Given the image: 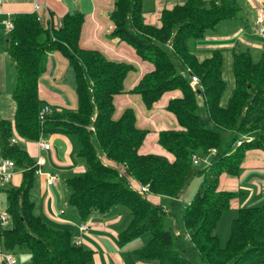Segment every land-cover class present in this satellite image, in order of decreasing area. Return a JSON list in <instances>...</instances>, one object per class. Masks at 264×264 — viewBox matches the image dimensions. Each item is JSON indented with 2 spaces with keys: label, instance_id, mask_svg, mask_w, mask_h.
Instances as JSON below:
<instances>
[{
  "label": "trees",
  "instance_id": "trees-1",
  "mask_svg": "<svg viewBox=\"0 0 264 264\" xmlns=\"http://www.w3.org/2000/svg\"><path fill=\"white\" fill-rule=\"evenodd\" d=\"M239 11V0H186L163 9L160 25L155 27L144 23L141 0H115L110 14L112 36L150 65L130 92L138 94L148 109L164 94L178 95L166 104L177 127L157 134L167 155L140 152L149 131L136 126L131 108L113 118V100L123 93V80L132 66L79 46L80 13L64 15L60 28L49 29L33 14L16 15L6 47L15 67V114L11 121H0V157L29 170L22 172L18 187L6 191L10 227L0 228V250L24 252L28 264H92V251L76 245L69 228L53 227L35 214L29 198L36 167L11 139L36 141L47 132L74 136L77 155L86 164L84 172L67 180L68 204L79 220L87 221L93 212L104 214L123 205L129 209L130 220L117 234V245L149 235L132 251L136 261L264 264V206L239 208L223 247L217 235L221 216L237 196L218 188L219 177L237 174L248 152L264 153V51L253 61L247 50H231L233 88L221 104L226 89L224 50H212L208 57L198 59L187 46L189 40L201 39L221 21L237 17ZM168 42L171 49L164 51L162 46ZM53 50L67 58L74 72L76 109L52 111L39 121L38 78L45 70L47 53ZM190 76L200 81V93L191 91ZM241 135L252 140L235 146ZM94 142L108 164L99 160ZM210 150L213 153L208 155ZM192 156L199 160L209 156L208 165L195 172L200 183L178 222L176 200L191 176ZM140 185H148L150 195L168 199L169 204L151 203L139 192ZM168 220L178 222L180 231L173 232Z\"/></svg>",
  "mask_w": 264,
  "mask_h": 264
},
{
  "label": "crops",
  "instance_id": "crops-1",
  "mask_svg": "<svg viewBox=\"0 0 264 264\" xmlns=\"http://www.w3.org/2000/svg\"><path fill=\"white\" fill-rule=\"evenodd\" d=\"M184 2H186V0H141L142 19L145 24L158 27L160 25V12L163 9H171L173 6L182 5ZM114 3L115 0H0V121H11L15 114V103L12 97L15 85V67L6 53L10 32L5 29L4 22L7 19L13 20V18L19 14H33L40 18L41 25L49 29L54 28L58 22H61L64 15L80 13L83 19L79 36V46L83 49L97 50L108 60L124 62L132 66V69L129 71L130 73L128 72L123 80V93L114 98L113 104H116L114 105L116 118L127 108L133 110L136 100L131 97L133 93H131L130 90L140 77L148 71L150 65L142 61L129 45L112 36L114 25L110 19V14L114 8ZM35 4L39 5V8L33 11V6ZM263 5L264 0H239L240 11L237 17L221 21L212 31L207 32L201 39L196 40L197 42L193 45V48L189 49L190 53L195 55L198 59H203L208 57L212 50H224L223 58L226 65L229 64L230 71L232 67V49L247 50L252 60L256 61L257 59H254L252 56L254 54L256 57H259L264 51V39L255 33L254 20L258 9L264 13V9L262 8ZM237 18L243 22V24H235L231 27L224 25L229 23L233 24L232 21ZM240 25L244 27V31L240 29ZM224 72L226 75H228V73L226 70H223V77H226ZM230 90L232 89L230 88ZM230 93L231 91L227 92V96L230 95ZM163 96V101L158 103V112L163 113L165 111L168 113L166 111L168 100L178 97V95L177 93H168ZM227 96L225 97L223 95L221 97V104L226 103L228 99ZM38 97L41 104L49 105L52 111L76 109L74 72L67 58L58 50L47 53L45 70L38 78ZM156 104L157 102L152 106L154 107ZM168 114L171 123L175 118L170 113ZM155 118H160V115L156 112L148 118L141 117L139 120L135 115V124L139 128L148 130L147 127L149 126L155 127L153 124ZM164 120L167 121V117ZM174 123H176V121H174ZM171 125L172 124H169V126ZM165 129L168 128H166L164 124H156V130L161 131ZM151 134L156 135L157 133L153 132ZM39 139L50 145L48 151H39L37 140L28 141L17 137L13 138L15 144L19 145L18 143H23L25 149L22 147L20 148L23 149L33 161H35L38 155L44 159V164L38 167L40 174L35 175V177H38L40 192L45 194L44 203L43 206H38L39 214L36 212L34 205V212L53 227L69 228L68 225L72 223L73 219L72 214L70 215L69 212H65L63 209L59 208L57 211L54 208L55 199L52 193L58 191L60 186H56L59 182L55 187H46L44 174L56 172L58 175H61L62 173L78 170L81 171L79 173L84 172L85 170H82V166L77 164L75 158L72 157V153L74 152V154H77L78 149L75 147L74 142L68 134L46 132L41 134ZM152 149H154V147ZM99 160L104 164H108L103 156H101ZM21 181L22 172H19L13 175L8 183H0V213L6 211L7 208L6 191L9 188L18 187ZM3 185L6 187L1 188ZM218 185L221 187V190L225 191L236 189L230 192L237 193V196L242 195L243 191L241 189L252 186H258V189L264 191V153L262 151L258 152V150L250 151L242 161L238 173L235 175L222 174L219 177ZM240 185H242V187L239 188ZM131 186L136 188L137 184L132 182ZM149 196L154 195H148V201ZM249 196L250 199L248 201L247 198H244L242 201L231 203V208L229 209L231 213L225 218L222 217V215L220 220L224 218L228 222H231L233 219L232 217H235L239 208L262 206L260 203L263 201V198H259L257 195L254 197V194L250 193ZM234 200H232V202ZM60 211L63 212L60 213ZM109 212L110 211L107 213ZM94 216L99 215L95 214L93 217H89L86 221L88 225L87 230L84 234L81 233L79 236L77 234L75 238L72 237L73 241L79 239L81 246L83 243L88 245L89 250L92 251V264H107L111 256L121 262L119 255H116V253L118 254V252H120V246L117 245V234L126 227L114 233L113 229L107 228V221H105V224H102V220L98 218L94 219ZM118 220L119 218H114L108 220V222H117ZM76 227L78 230V225ZM106 230L109 232L108 234L110 236L114 235L116 242L112 245V250H110L108 255L104 257L95 249L98 248L97 244H101L99 238L101 235L105 234ZM141 246L142 244L140 247ZM134 247L135 249L140 248L139 246ZM135 249H132L131 252ZM3 253L5 252L0 250V264L2 263L1 255ZM11 254L16 258L17 264H28L29 256L26 253L19 251L17 255L15 252ZM133 260L135 264H148L138 262L135 259ZM121 263L124 264L123 262Z\"/></svg>",
  "mask_w": 264,
  "mask_h": 264
},
{
  "label": "rangeland",
  "instance_id": "rangeland-1",
  "mask_svg": "<svg viewBox=\"0 0 264 264\" xmlns=\"http://www.w3.org/2000/svg\"><path fill=\"white\" fill-rule=\"evenodd\" d=\"M262 8L264 9V5H263ZM232 23L233 24L229 23V24H224V25H228L227 27H231V26H234L235 24H237V25L238 24H243V22H241L238 18L233 20ZM248 28H249V25H248ZM240 29L244 31V27L242 25H240ZM196 42H197L196 40H189L188 43H187L188 48L192 49L193 45ZM162 49L164 51H168V49L170 50L171 49L170 43L168 42L165 45H163ZM252 57L254 59H258V57H256L254 54H253ZM228 65H226V63L224 61V58H223L222 73H223V70H226V72L228 73V75H226L225 72H224L226 77L225 76L223 77V79L225 80V83H226V89H225V91L223 93V95L225 97L227 96V92H230V91L232 92V90H230V88L231 89L233 88V81H232V77H231V71H230V68H229ZM127 74H126V76H127ZM188 85H189V82H188ZM191 91L195 92L192 89H191ZM229 96L230 95H228L227 97H229ZM131 97L136 100V103H134L135 107L133 108V111H134V114L136 115L138 120L141 119V117L148 118L149 116H151L155 112L160 115L159 119L158 118L154 119V120H157V121L153 120V124L155 126L154 128L151 127V126L147 127L149 132H148L145 140L143 141L145 143H144V145L142 144V146L140 148V152L144 151L143 153H147V154L158 153V154L167 155L166 151H164L159 146V144L157 142V138L156 137H157V134H158L159 131L156 130V124L157 123H162L168 129L175 128V127H177V125H176V123H174L175 120L174 121L172 120V122L170 123V121H169V117L170 116H169V114H168L169 112L167 110L166 111L168 113H166L165 111L163 113L162 112H158L159 111V108H158L159 104L158 103L163 101V97L164 96L161 97L157 101L156 106H154V107L152 106L153 108L151 107L149 109L146 108L143 105V103H142V101L140 99V96L138 94H132ZM197 99L199 101V99H201V97L198 96ZM41 105L42 104H40V106ZM114 105H116V104H114ZM115 114H116V112L113 113V118L117 119ZM163 114L167 117V121L164 120L166 117ZM172 119H173V117H172ZM169 124H172V125L169 126ZM153 132H156L157 134L156 135L151 134ZM69 136L72 139V141L74 142L75 147L78 149V144H77V141H76L75 137L72 136V135H69ZM28 141H31V140H28ZM18 144L20 145V147L25 149L24 146H23V143H18ZM93 144H94V147L96 149L98 158H100L101 156L104 157V155L101 153V151L98 148V146L96 145V143L94 142ZM153 147H154V149H152ZM212 152H213V150H210L208 152V155H211ZM258 152H260V151L258 150ZM72 157L75 158V161H76L77 164L82 166V168H83L82 170L83 171L86 170V164H85V162H84V160L82 158H80L76 153L74 154V152L72 153ZM208 160H209V157H207L204 161L203 160H199L198 164L193 166L191 176L189 177L185 187L180 192V194L178 196V199H177V205L179 206V210H178V213L175 216V220L176 221H178V219L180 218V215L182 213L184 205L193 197V195H194V193H195V191H196V189H197V187H198V185L200 183V176L198 174H196L195 172L198 171V170H201L203 168H206L207 165H208ZM118 167H120L121 169H124V167L122 165H118ZM79 172H81V171L80 170L74 171V172L70 171L69 173H62L61 175L59 174L60 175L59 184L57 183L58 185L55 184L53 187H55L56 185H57L56 187H58V186H60V187H59L58 191H55V192L52 193V196L55 199L54 208L57 211L60 208V209H63L65 212H69L70 215L72 214V218H73L72 219V223H69L68 227H69L70 231L72 232V237L73 238H75L77 234H78V236L81 233L84 234V232H79L77 230L76 226L77 225L79 226L80 223H87L86 221L81 222L79 220V217H78L77 213H76V210L72 206H70L68 204V195H69V192H70V187L67 184V180L72 178L74 175L78 174ZM228 177H231V176H228ZM239 182H240V180H239ZM5 187H6L5 185L1 186V188H5ZM240 187H242V185H240L239 188ZM218 188L220 189L221 187H219V185H218ZM258 188H259L258 186H252V187H247L246 189H241L243 191L242 195H239V196L235 197L234 198L235 200L233 199L234 201L232 203L242 201L244 198H247V201H248L250 199V196H249V193H250V194H254V197L257 195L259 198L260 197L263 198V201L260 203V205L264 206V191H262V189H258ZM232 190H236V189H232ZM232 190H228V191H232ZM146 195L148 196L150 194L147 193ZM44 197H45V194L40 192V186H39V183H38V177H34L31 189L29 191V198L33 202V204L35 205V210H36V212L38 214H39L38 206L39 205L43 206ZM167 200L168 199H165V198H162V197L149 196V201L151 203L157 204V205H161V206H164V207H166L169 204ZM50 204H51V201H50ZM109 211H110L109 213H104V214L93 212L90 215V217H93V215H95V214L97 215L98 214L99 216H94V219L95 218L101 219L102 220L101 221L102 224H105V221H107V225H106L107 228L108 229H113L114 233H115V231L119 232L120 230H122L123 228H125L127 226L128 222L130 220V214H129V209L126 206L118 205V206L112 208ZM3 212H6V211H3ZM229 213H231V210H226L223 213L222 217H224V218L227 217V215H229ZM114 218H119V220L117 222H110V223L108 222V220H112ZM224 218L219 221L220 223H218V226H217L218 241H219V245L221 247H223L225 245V243L227 242V240L229 238V234H230V222H228ZM232 218H234V217H232ZM9 222H10V218H9L8 224L6 226L7 228L10 227ZM178 222H175V221L171 222L170 220H168L169 226H172V230L174 229L173 232H175V233L180 231ZM108 233L109 232L106 230L105 234L101 235V237L99 238V241L101 242V244H97L98 248L95 249L97 252H99L100 255H102L104 257H106L108 255L110 250H112V245L116 242L114 235L110 236ZM148 237H149L148 234H144V235H142L140 237H137V238H134V239L130 240L126 244L120 245V249H119L120 252H118V254L116 253V255H119V257L121 258V262H123L124 264H135L134 260H133L134 258L132 257L131 250L135 249L134 246H137V247L139 246L140 247V245L143 244L148 239ZM77 242H80L79 239H76L74 241V243L76 245H80L81 244V242H80V244H77ZM95 243H97V242H95ZM81 247L83 249H88L89 250L87 244L83 243V245ZM15 254L16 255L19 254V251L16 250ZM121 262L119 260H117L115 257L111 256L107 264H118V263L122 264ZM148 264H156V263L148 262Z\"/></svg>",
  "mask_w": 264,
  "mask_h": 264
},
{
  "label": "built area",
  "instance_id": "built-area-1",
  "mask_svg": "<svg viewBox=\"0 0 264 264\" xmlns=\"http://www.w3.org/2000/svg\"><path fill=\"white\" fill-rule=\"evenodd\" d=\"M39 8V5L35 4L33 6V11H36ZM36 17V21L41 23V20L39 17ZM4 27L7 31H12L14 25H13V20L12 19H7L4 22ZM61 27V22H58L57 25L54 28H60ZM254 31L255 33L264 39V13L258 9L255 15V20H254ZM189 86L190 88L195 91L196 93H200L202 91V86L200 81L196 76H190L189 77ZM52 112V109L50 108L49 105L43 104L39 107L38 110V119L39 121H43L46 115H49ZM89 130L93 132V128L89 127ZM252 138L249 135H241L240 139L235 142V146H239L242 141L249 142L251 141ZM11 143H14V140L11 139ZM37 146L39 151H48L50 148V145L48 143H45L41 139L37 140ZM213 153V152H212ZM211 153V154H212ZM208 157V156H207ZM206 159V157L203 158V161ZM192 164L197 165L199 158L196 156L192 157ZM44 164V159L40 155H38L34 161V165L36 167L34 171V175H39L40 172L38 170V167H41ZM29 170L28 167H22L18 168L15 166V163L11 159H5L1 158L0 159V183L1 184H6L10 181L11 177L19 172H23ZM45 185L46 187H51L54 186L59 182V175L56 172H51V173H45ZM138 190L141 194L146 195L148 193V185H140L138 187ZM62 213V211H60ZM9 221V215L7 212H1L0 213V228H5L8 224ZM88 228L87 223H80L78 226V230L80 232H85ZM77 244H80V242H77ZM2 263L1 264H17L16 258L11 254V253H3L1 255Z\"/></svg>",
  "mask_w": 264,
  "mask_h": 264
}]
</instances>
